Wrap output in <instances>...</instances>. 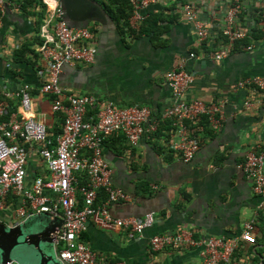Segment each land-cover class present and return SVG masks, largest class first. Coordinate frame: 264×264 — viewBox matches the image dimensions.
<instances>
[{
  "label": "crops",
  "instance_id": "0c3cea01",
  "mask_svg": "<svg viewBox=\"0 0 264 264\" xmlns=\"http://www.w3.org/2000/svg\"><path fill=\"white\" fill-rule=\"evenodd\" d=\"M230 1L157 0L147 8L146 32L134 37H123L115 23L103 26L90 22L96 47L94 61L62 66L60 82L68 92L95 98L87 115L111 101L118 107L146 105L152 115L159 116L173 103L164 73L183 58L193 76L186 99L219 101L223 105L225 120L220 131L213 132L201 121L195 122L192 132L199 137L200 147L188 162L181 161L170 149V142L176 138L172 119L161 120L157 130L144 135L135 146L123 135L104 140L103 154L111 181L130 196V200L109 205L111 216L142 217L152 212L155 222L138 235L104 221L100 215L89 217L82 239L95 252L96 264H202L197 247L152 251L149 237L180 228L190 229L195 237L236 236L250 220L255 243L241 242L231 264H264V214L259 209L263 198L253 191L251 180L240 167L250 148L264 150V88L237 86V81L246 77L264 78V27L260 23L264 2L243 0L240 26L248 34L256 26L260 30L247 40V46L233 44L225 57L217 59L214 53L226 46L221 29ZM186 2L192 4L207 30L203 40L179 10ZM40 5L38 0H6L0 13V89L13 92L28 84L32 114L50 127L55 113L49 97L39 92L43 79L39 71L44 61L38 52V40H42L41 27L48 15L46 4ZM42 10L37 32L35 14ZM20 48L21 53L17 52ZM191 52L195 57H189ZM35 175H46V166L33 156L28 178ZM104 198L99 192L96 203ZM16 214L15 204L9 201L0 210L5 218ZM50 220L61 226V217Z\"/></svg>",
  "mask_w": 264,
  "mask_h": 264
},
{
  "label": "built area",
  "instance_id": "2783aa9c",
  "mask_svg": "<svg viewBox=\"0 0 264 264\" xmlns=\"http://www.w3.org/2000/svg\"><path fill=\"white\" fill-rule=\"evenodd\" d=\"M157 0H129L131 13L128 24L139 30L148 16L147 8ZM264 2V0H262ZM48 15L41 27V44L38 52L44 65L39 71L43 76L39 92L49 97L53 113L63 114L60 133L53 139L47 136V126L32 114L30 86L22 84L16 91L0 89V96L19 99L17 110L10 111L8 118L0 121V210L8 199L15 204V216L48 214L50 218L61 217L54 245L62 264H96L95 252L84 242L81 235L87 229L89 217L100 215L133 233L141 235L155 222L152 212L142 217H112L109 205L130 200L122 188L113 185L108 162L103 154V142L110 136L123 135L131 146L149 132L157 130L161 120L172 119L175 139L169 144L171 151L183 162L190 161L200 147L197 134L190 131L189 124L205 116L208 128L220 131L225 120L223 105L219 101L186 99L193 83V76L185 68V59L164 73L173 103L165 107L159 116L151 114L149 107L132 104L118 107L108 101L95 114L87 115L88 107L95 98L85 94H72L61 85L62 66L76 62L94 61L96 47L92 43L94 32L88 26L71 27L65 20L59 0H44ZM6 0H0V13ZM180 12L193 25L199 40L207 37V30L198 19L191 3L180 4ZM244 11L243 0H231L223 17L221 29L226 46L214 53L221 59L231 50L234 41L244 38L248 32L240 26ZM260 23L264 27V5L261 7ZM189 57H195L193 52ZM237 86L264 88V78L246 77L237 81ZM250 105V102H245ZM4 113L0 103V115ZM39 157L46 166V175L28 178L31 157ZM252 182L253 191L263 199L259 209L264 214V150L250 148L240 165ZM87 177L80 184L79 175ZM99 192L104 200L96 203ZM82 205H77V198ZM253 220L245 223L236 236H197L190 229L180 228L172 233L155 234L149 237L152 251L166 247H197L202 264H231L233 253L241 242L253 245ZM2 264H14V261ZM119 264V263H109Z\"/></svg>",
  "mask_w": 264,
  "mask_h": 264
},
{
  "label": "water",
  "instance_id": "95a60500",
  "mask_svg": "<svg viewBox=\"0 0 264 264\" xmlns=\"http://www.w3.org/2000/svg\"><path fill=\"white\" fill-rule=\"evenodd\" d=\"M60 6L71 27H86L90 22L114 26L111 17L96 0H60ZM59 227L60 223L50 220L48 214L0 216V264L20 262L14 257L20 247L31 248L32 251L29 262L24 264H62L53 242Z\"/></svg>",
  "mask_w": 264,
  "mask_h": 264
},
{
  "label": "trees",
  "instance_id": "16d2710c",
  "mask_svg": "<svg viewBox=\"0 0 264 264\" xmlns=\"http://www.w3.org/2000/svg\"><path fill=\"white\" fill-rule=\"evenodd\" d=\"M99 3H101V5L103 6V8L105 9V11L108 13V15L111 17V19L113 20V22L115 23L116 27L118 28L119 32L121 35H123V37H134L137 35H141L144 32H146V26L149 24V20L148 18L141 24L139 30H133L130 28L129 24H128V19L130 17V13H131V4L129 2V0H97ZM38 4L40 5H44L42 0H38ZM40 5V6H41ZM20 6L25 9V4L21 1ZM29 12V11H28ZM43 10L39 13L36 12H32L31 14H35L36 19H35V27L37 29V32L39 31V24H40V20L43 14ZM261 15V13H260ZM147 22V24H146ZM96 23V22H93ZM151 29L147 28V31H150ZM257 30H260L259 26H256L252 32L250 34H248L247 36H245L242 39L236 40L234 41V46H247V40L249 38H251L252 36H254L255 32ZM94 32V29L92 30ZM39 36V35H38ZM40 38V37H39ZM38 38V39H39ZM41 44V40H38V45ZM234 47V48H235ZM17 52H22V48L18 49ZM38 53V52H37ZM16 60H18V58H16ZM0 103L3 104L4 107V113L0 115V121L1 120H5L8 118V115L10 113V111H14L17 110L18 106H19V99L15 98V99H11L8 97H5L3 95L0 96ZM55 119L53 124L50 127H47V136H49L50 138H55L61 131V126H62V122H63V114L60 112H55L54 115ZM200 119V120H199ZM197 121H201V124L204 127H207V120L205 116H201ZM196 121V122H197ZM160 123V122H159ZM195 125V122H192L189 124V128L190 131L192 132L193 126ZM192 133H196V132H192ZM37 172V170L35 171V173ZM79 181L80 184H85L87 182V177L84 174L79 175ZM7 201H9L7 199ZM6 201V202H7ZM10 202V201H9ZM8 204V203H7ZM77 205L81 206L82 205V201L81 199L77 198ZM83 237V234L81 235V238Z\"/></svg>",
  "mask_w": 264,
  "mask_h": 264
},
{
  "label": "rangeland",
  "instance_id": "374dc122",
  "mask_svg": "<svg viewBox=\"0 0 264 264\" xmlns=\"http://www.w3.org/2000/svg\"><path fill=\"white\" fill-rule=\"evenodd\" d=\"M20 252V253H19ZM32 255L31 248L27 247H20L17 249V254L15 259L19 260L20 262H29V256Z\"/></svg>",
  "mask_w": 264,
  "mask_h": 264
}]
</instances>
